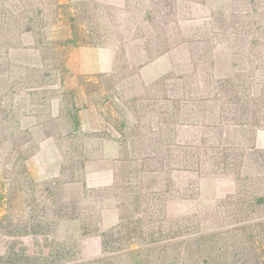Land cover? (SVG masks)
<instances>
[{"label":"trees","instance_id":"trees-1","mask_svg":"<svg viewBox=\"0 0 264 264\" xmlns=\"http://www.w3.org/2000/svg\"><path fill=\"white\" fill-rule=\"evenodd\" d=\"M94 4L18 0L0 16V264H264V0H126L99 13ZM195 5L210 15L185 26ZM58 28L70 36L54 38ZM109 43L119 49L113 73L79 74L76 51ZM176 53L182 73L142 81V67ZM91 107L102 121L92 136L80 116ZM93 136L119 145L112 182L94 195L119 209L107 231L82 206ZM48 138L65 160L37 183L28 162ZM180 173L197 181L180 188ZM227 174L238 192L215 210L219 226L167 216L170 195L196 199L199 179ZM68 220L100 237L99 257L83 260L77 242L59 240Z\"/></svg>","mask_w":264,"mask_h":264},{"label":"rangeland","instance_id":"rangeland-1","mask_svg":"<svg viewBox=\"0 0 264 264\" xmlns=\"http://www.w3.org/2000/svg\"><path fill=\"white\" fill-rule=\"evenodd\" d=\"M13 1L18 0H0V16L3 13L11 14V5ZM92 1L96 3V12L101 10L100 5L114 6L121 8L126 0H62V2H81ZM24 0H21V4ZM94 4V6L96 5ZM210 15L209 10L204 6L195 5L190 13V20L185 26L197 25ZM70 33L67 28H58L53 31L54 38H68ZM28 42H31L29 38ZM79 74L92 78L97 74H111L117 67L119 60V49L114 43H109L105 47H81L74 56ZM185 57L179 54H165L155 61L142 67L139 75L146 85H151L160 78L169 74L182 73L186 68ZM71 88H76L74 80L65 77V83ZM51 113L57 117L60 112V101L54 98L50 102ZM82 119V130L89 133L99 128L101 120L94 108L87 109L80 113ZM182 138H192L195 131L182 129L180 131ZM87 150L90 151L92 160L86 164L84 178L85 187L81 195L86 196L83 201V207L93 209L101 219V228L107 231L119 223V209L116 202L109 199H95L94 195H102L98 191L111 184L113 177L114 161L119 157V145L116 141L96 137L88 139ZM257 147L264 150V129L257 133ZM4 158L1 155L0 164ZM65 160V154L61 143L57 140L48 138L44 140L37 150L36 154L29 160L28 166L32 177L37 183L50 180L56 177L60 171V165ZM67 160V158H66ZM196 176L191 173H180L176 176L178 187L189 185L190 182L197 181ZM199 194L196 199L181 200L176 195H170L167 202V216L171 219L198 215L204 228H214L219 226L220 214L215 210L222 212L220 203L229 197L235 196L238 192L236 178L232 174L203 177L199 179ZM222 214V213H221ZM82 223L80 220L62 221L59 225V240L77 242L81 250L83 260H92L100 256L101 239L99 236L83 237L81 231Z\"/></svg>","mask_w":264,"mask_h":264}]
</instances>
